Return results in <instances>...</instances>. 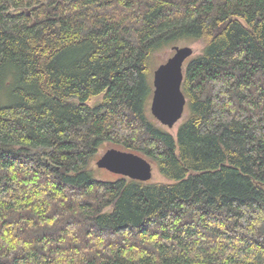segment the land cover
Masks as SVG:
<instances>
[{
    "label": "trees",
    "instance_id": "trees-1",
    "mask_svg": "<svg viewBox=\"0 0 264 264\" xmlns=\"http://www.w3.org/2000/svg\"><path fill=\"white\" fill-rule=\"evenodd\" d=\"M191 41L172 136L153 57ZM111 263L264 264V0H0V264Z\"/></svg>",
    "mask_w": 264,
    "mask_h": 264
},
{
    "label": "water",
    "instance_id": "water-1",
    "mask_svg": "<svg viewBox=\"0 0 264 264\" xmlns=\"http://www.w3.org/2000/svg\"><path fill=\"white\" fill-rule=\"evenodd\" d=\"M171 51L172 56L153 73L150 106L151 115L168 128H172L184 113L186 99L181 91L184 63L193 54L189 47L175 46ZM96 167L138 182L150 181L153 170L144 157L115 148L106 150L96 161Z\"/></svg>",
    "mask_w": 264,
    "mask_h": 264
},
{
    "label": "rangeland",
    "instance_id": "rangeland-1",
    "mask_svg": "<svg viewBox=\"0 0 264 264\" xmlns=\"http://www.w3.org/2000/svg\"><path fill=\"white\" fill-rule=\"evenodd\" d=\"M178 47H189L192 49L193 54L191 57H194L196 55H198L202 48H203V44L201 42H187V43H180L178 44ZM172 56V51H171V47H165L163 48L161 51L157 52L154 57H153V62H154V67L157 68L158 66H160L161 64H164L167 59L169 57ZM186 64V63H185ZM185 64H184V68H185ZM153 76H151L150 78V82L152 85V89H153ZM151 101H152V96H150L147 105H146V114L151 118V120L157 125V127L159 129H161L162 131L168 132L169 134H171L172 136L176 135V132L179 128V126L185 121L186 117H187V109L185 107L184 109V113L182 115V118L172 127V128H168L166 126L161 125L152 115L150 112V106H151ZM113 148L110 147V145L108 144H103L101 145V147L98 150V153L96 155V157L94 158V160L91 163L90 168L92 169V174L93 176L100 181H104V182H113L116 179H118L120 176L112 174L111 172L104 170V169H99L96 167V161L98 160V158L108 149ZM152 177L150 179V182H163V178L157 173L155 168H152Z\"/></svg>",
    "mask_w": 264,
    "mask_h": 264
}]
</instances>
